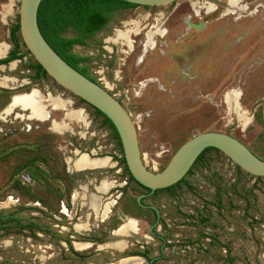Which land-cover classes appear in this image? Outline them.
<instances>
[{"label":"rangeland","instance_id":"1","mask_svg":"<svg viewBox=\"0 0 264 264\" xmlns=\"http://www.w3.org/2000/svg\"><path fill=\"white\" fill-rule=\"evenodd\" d=\"M19 1L0 0V46L5 47L0 57L13 48L10 31L18 23ZM229 1L178 0L116 11L85 46L72 48L89 58L88 76L130 115L143 163L151 172H160L192 136L208 131L225 133L264 159V0H236L235 7ZM154 27L163 34L144 50L145 34ZM64 35L73 36L70 31ZM18 37L23 59L0 66V213L34 227L11 223L7 233L0 232V264L97 261L79 262L67 246L60 248L58 230L70 228L74 191L87 193L85 202L95 207L87 179L100 172V188L111 183L104 204L116 200L113 214L143 221L137 233L147 243L128 235L124 239L131 252L104 253L98 263L144 252V264H264V178L250 176L219 151L205 152L177 187L143 201L164 215L157 228L167 240L162 247L148 236L152 216L136 202L146 191L125 168L120 172V146L108 124L47 75L34 78L27 66L35 60ZM235 93L237 103H227L226 96ZM86 155L113 164L75 171L73 162ZM109 224L118 227L121 222L112 218Z\"/></svg>","mask_w":264,"mask_h":264},{"label":"water","instance_id":"2","mask_svg":"<svg viewBox=\"0 0 264 264\" xmlns=\"http://www.w3.org/2000/svg\"><path fill=\"white\" fill-rule=\"evenodd\" d=\"M138 7H159L178 0H122ZM41 0H20L18 28L21 42L46 75L64 90L99 111L114 127L125 166L130 177L142 188L153 193L181 181L197 157L207 148L222 153L236 167L254 178H264V159L256 157L237 139L221 132L196 134L184 142L160 172L149 171L142 159L135 125L130 115L106 89L66 63L44 40L37 26V10ZM198 28V27H196ZM264 132V98L261 108ZM89 158V157H88ZM137 198V203L142 205ZM154 210L152 207H149ZM123 224L128 219L120 215Z\"/></svg>","mask_w":264,"mask_h":264},{"label":"trees","instance_id":"3","mask_svg":"<svg viewBox=\"0 0 264 264\" xmlns=\"http://www.w3.org/2000/svg\"><path fill=\"white\" fill-rule=\"evenodd\" d=\"M136 7L138 6L122 0H41L37 10V26L44 40L66 63L95 82L87 74L85 63L89 58L76 55L72 52V48L75 45L85 46L87 41L91 40L107 26L114 12ZM66 31H70L73 36L66 37L64 35ZM18 33L19 28L17 23L10 31V43L13 48L5 58L0 60V66L23 59L24 54L19 53ZM27 69L34 71V78L36 79L46 76V73L36 62L35 64H29ZM95 112L103 118L104 124H108L120 146L116 131L109 120L99 111L95 110ZM208 150H211V148L205 149L200 154L199 159ZM123 164L125 172L133 181L124 161ZM181 182H183V179L167 189L157 190L156 193L169 190ZM11 223H15V226L19 228L33 229L34 227L33 224L22 225L19 219L0 213V232L7 233Z\"/></svg>","mask_w":264,"mask_h":264},{"label":"flooded vegetation","instance_id":"4","mask_svg":"<svg viewBox=\"0 0 264 264\" xmlns=\"http://www.w3.org/2000/svg\"><path fill=\"white\" fill-rule=\"evenodd\" d=\"M118 11H123V10H118ZM120 152H121V150H120ZM199 156L197 157V159L195 160V162L191 166L190 170L193 168V166L199 160ZM87 157H89V156L87 155ZM89 159H95V158L89 157ZM121 161L123 164L124 159H123L122 153H121ZM109 163L112 166V164H113L112 161H109ZM124 168L125 167L123 164V169L120 170L121 173L124 171ZM100 169H102V168H95L93 170H100ZM190 170L188 171V173L190 172ZM75 171L81 172L82 170H76L75 169ZM118 172L119 171H117L116 173H118ZM99 178H101V172L99 173V175H96L95 178L87 179V180H89L88 181L89 184L93 185L92 189H90L92 193H89V194L95 198L96 203H97V209L95 210V209L91 208L89 203L85 202L87 200L85 198L87 193L86 194L85 193H78L77 190L74 191V193H72V195L70 196L71 197L70 198L71 209H70V214L68 215L69 218L67 219L68 224L70 225V228L63 229L62 227H59L60 229L58 230V233H59L58 244H59V246H61L60 248L64 249L67 246L70 249V251L72 252L71 253L72 257L74 259L78 260L79 262H85V261L89 260L90 258H93V260H99V257L102 260L104 258V253L98 249L103 248L104 243H106L107 241H115V242L119 241L120 242L122 240H120L118 238H121L124 236V235L123 236H116L115 232L124 223L121 220L120 215H122L125 218H127V217L123 213H120V212H117V214H113V209L115 208L118 201L113 200L110 203L104 204V195L109 193V188L111 187V183H110V181H106L108 184V188L106 190L101 189L100 188L101 182L98 181ZM184 179H185V177L183 178V180ZM134 183L137 186H139L136 182H134ZM85 184H83L81 186H86ZM124 185H126V183L124 184V182H123L121 187L123 188ZM177 186H175V187H177ZM139 187L142 188L141 186H139ZM175 187L170 188V189H174ZM79 189H81V188H79ZM142 189H144V188H142ZM83 190H85V187L83 188ZM144 190L146 191V194L140 195V196H144L140 200L142 205H139L138 203L137 204L140 207H142L144 210L149 212L152 216V222L148 228V236H150L152 240L159 241L162 247H166L167 240L163 236H160L161 234H159L158 230H157V228L160 226V224L164 221V219H163L164 215H162L160 213V211L155 206L143 203V201L146 197L155 196L157 193H156V191L153 193H150L148 190H146V189H144ZM121 196H123L122 193H120V195L118 197H116V199H120ZM136 202H137V199H136ZM107 204H110V206L108 207L107 214L104 215V206ZM149 207H152L154 210H152ZM60 214L67 216V214H64V210H61ZM112 218L117 219L118 221L121 222V224L118 227H112V225H111L112 222H111V224H109V221H111ZM58 221H61V219L58 218ZM140 222H143V221H141V220L138 222L136 221L137 224H136V230L135 231H137V232L140 230V229H138ZM169 228H170V226H169ZM160 229H162V227H160ZM65 230L69 231V234H64L63 231H65ZM134 232H130L127 234L132 236L131 233H134ZM42 234H44V232H42ZM136 234H137L136 237L141 239L143 241V243L146 242L145 236H139L138 233H136ZM136 237H133V238H136ZM142 248H143V250H145L147 247L142 246ZM127 252H131V251H126V253ZM162 253H163V251L161 249V251H160L161 256H162ZM90 254H91V256H89ZM136 257H140V258L144 257L145 258V254L143 252L142 255H137ZM151 261H153V260H151Z\"/></svg>","mask_w":264,"mask_h":264},{"label":"bare ground","instance_id":"5","mask_svg":"<svg viewBox=\"0 0 264 264\" xmlns=\"http://www.w3.org/2000/svg\"><path fill=\"white\" fill-rule=\"evenodd\" d=\"M237 5V1L236 0H230L228 3L229 7H235ZM208 8H210V6H208ZM139 30L136 29L134 31V33L138 32ZM126 33H119L118 37L122 38ZM162 31L159 28H152L150 31H148L145 34V39L143 42V48L144 50L147 49H151L154 46V37L156 35H162ZM5 49L4 46H0V52H3V50ZM227 103L233 104V103H237L238 100V94H232V96H226L225 98ZM60 101V100H59ZM18 103V102H17ZM16 103V104H17ZM38 104H34V114L36 113L35 111L38 110L37 108ZM60 107H63L65 109H67L68 104L65 102H61L59 103ZM17 107V106H16ZM25 109V108H24ZM30 110V109H29ZM66 111V110H65ZM71 112V111H70ZM70 112H68L66 114V119L70 117ZM47 114V113H46ZM65 114V113H64ZM32 116V115H31ZM239 118L241 119V121L243 123H247L248 119L244 116V115H239ZM37 119V118H36ZM72 120V119H71ZM63 125V124H62ZM52 129V128H51ZM54 129V128H53ZM57 129V128H56ZM87 156V155H86ZM111 164L109 163L108 159L106 158H96V159H89L88 157H81L79 160L74 161L72 167L75 168L76 170H93L95 168H106L109 167ZM103 187H101L102 189ZM104 189V188H103ZM91 201L94 203L95 207L93 209H97V203L94 197L91 198ZM92 203V204H93ZM136 230V222L132 219H128V223L123 224L121 227L118 228V230L115 232L116 236H122L125 235L127 233L130 232H134ZM133 260V259H132Z\"/></svg>","mask_w":264,"mask_h":264},{"label":"crops","instance_id":"6","mask_svg":"<svg viewBox=\"0 0 264 264\" xmlns=\"http://www.w3.org/2000/svg\"><path fill=\"white\" fill-rule=\"evenodd\" d=\"M6 47L8 49V46H6ZM7 53H8V50H6L5 54L0 58H3L4 56H6ZM136 233H137V231H135L134 233H131L132 237H136V235H137ZM128 235L129 234H125L123 237L118 238V239L122 240L120 242L119 241H116V242L115 241H107L106 243H104V247L99 248L98 250H101L103 253H109L110 256H113L114 252L115 253L125 252L129 249L127 241H125V239H124L125 237H129ZM145 243H147V241ZM153 262H154V260L151 261L150 263L153 264ZM91 264H144V259L140 258V257H133V258L124 257V258L112 261L110 263H104V261H101V262L99 261V263H98V260H97V261H93Z\"/></svg>","mask_w":264,"mask_h":264}]
</instances>
